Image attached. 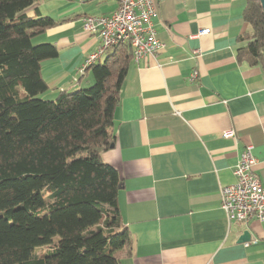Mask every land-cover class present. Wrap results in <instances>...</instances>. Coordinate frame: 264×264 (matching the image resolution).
<instances>
[{
    "label": "crops",
    "instance_id": "1",
    "mask_svg": "<svg viewBox=\"0 0 264 264\" xmlns=\"http://www.w3.org/2000/svg\"><path fill=\"white\" fill-rule=\"evenodd\" d=\"M248 1L158 5L154 24L165 48L132 59L114 112L116 142L102 153L123 182L118 207L132 247L117 253L121 264H264V223L230 221L221 207V189L236 182L247 145L264 184V66L238 54L253 33ZM117 7V0H40V14L56 24L37 42L59 51L42 63L44 98L94 83L87 59L101 42L83 18ZM229 129L237 141L223 136ZM245 231L251 238L242 242Z\"/></svg>",
    "mask_w": 264,
    "mask_h": 264
},
{
    "label": "trees",
    "instance_id": "2",
    "mask_svg": "<svg viewBox=\"0 0 264 264\" xmlns=\"http://www.w3.org/2000/svg\"><path fill=\"white\" fill-rule=\"evenodd\" d=\"M246 19L253 33L239 57L264 66L261 0L248 1ZM55 24L40 0H0V264H121L117 253L132 247L123 182L102 153L116 142L133 50L116 46L90 66L91 86L47 99L42 63L59 51L35 39Z\"/></svg>",
    "mask_w": 264,
    "mask_h": 264
},
{
    "label": "built area",
    "instance_id": "3",
    "mask_svg": "<svg viewBox=\"0 0 264 264\" xmlns=\"http://www.w3.org/2000/svg\"><path fill=\"white\" fill-rule=\"evenodd\" d=\"M118 7L109 15H87L83 18L84 30L100 39L98 49L89 55L87 66L94 64L103 54L113 52L116 46L129 43L133 60L138 63L145 57L157 56L165 44L158 38L154 17L163 0H117ZM201 31V34L209 33ZM198 71L191 74V80ZM225 138L237 141L234 129L224 131ZM257 159L253 146L247 145L234 169L236 182L221 189V207L230 221L264 223V184L255 171Z\"/></svg>",
    "mask_w": 264,
    "mask_h": 264
},
{
    "label": "water",
    "instance_id": "4",
    "mask_svg": "<svg viewBox=\"0 0 264 264\" xmlns=\"http://www.w3.org/2000/svg\"><path fill=\"white\" fill-rule=\"evenodd\" d=\"M263 8H264V0H261ZM114 145H112L113 147ZM251 235L249 231H245L244 234L241 236L240 241L244 242V241H248L250 240Z\"/></svg>",
    "mask_w": 264,
    "mask_h": 264
},
{
    "label": "rangeland",
    "instance_id": "5",
    "mask_svg": "<svg viewBox=\"0 0 264 264\" xmlns=\"http://www.w3.org/2000/svg\"><path fill=\"white\" fill-rule=\"evenodd\" d=\"M37 41H38V39H35V42H37ZM104 59H105V57H104ZM86 88H88V87H86ZM86 88H83V89H86ZM46 250H47L46 247H44V248H40V249H37V250H36V253H37V254H40V253L45 252Z\"/></svg>",
    "mask_w": 264,
    "mask_h": 264
}]
</instances>
